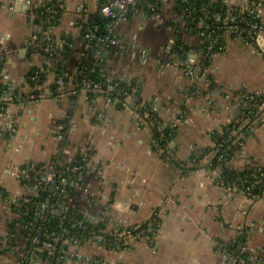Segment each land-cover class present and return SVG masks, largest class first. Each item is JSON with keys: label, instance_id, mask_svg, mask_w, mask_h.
<instances>
[{"label": "crops", "instance_id": "0c3cea01", "mask_svg": "<svg viewBox=\"0 0 264 264\" xmlns=\"http://www.w3.org/2000/svg\"><path fill=\"white\" fill-rule=\"evenodd\" d=\"M17 6L18 0H10ZM37 0H25L28 2ZM48 1V0H47ZM52 1V0H50ZM241 8L249 0H211ZM64 12L54 33L72 38L75 48L56 63L71 69L80 60L81 30L78 14L108 16L101 0H64ZM176 1L164 4L160 17L131 14L119 28L125 45L137 43L148 51L146 61L129 51H109L104 56L106 79L130 78L142 85L141 97L154 101L159 117L169 124L178 121L173 140V161L159 158L153 148L154 131L141 124L133 111L96 97L29 99L26 77L43 59L26 49L32 34L23 11L0 8V38L3 44L4 82L15 93H28L23 103L9 106L0 136V231L13 225L14 199L34 194L13 174L16 166H47L58 160L67 165L81 150H93L104 166L99 193L88 202L70 198L67 205L98 220L103 213L113 224L136 226L159 212V245L137 242L118 251L101 245L80 247L83 256H99L114 264H228L219 243L230 244L236 229L245 227L249 251L264 264V200L249 204L242 194L230 195L216 185V176L205 158L190 162L195 151L212 148L213 135L237 113L234 94L242 90L264 92V57L233 36H225V51L213 59L212 82L190 80L172 66V45L186 33L177 20ZM264 22V7L261 11ZM194 47V36H183ZM55 63V64H56ZM53 78L52 76L50 77ZM182 118H180V116ZM12 130V131H11ZM198 155V154H197ZM258 166L264 169V123L247 141L243 152L231 161L233 169ZM189 170V171H188ZM192 172V173H190ZM86 182L98 188L92 175ZM22 241V240H21ZM7 253L0 264H15Z\"/></svg>", "mask_w": 264, "mask_h": 264}, {"label": "built area", "instance_id": "2783aa9c", "mask_svg": "<svg viewBox=\"0 0 264 264\" xmlns=\"http://www.w3.org/2000/svg\"><path fill=\"white\" fill-rule=\"evenodd\" d=\"M56 1L61 4L58 9L47 7V0L31 1L23 5L22 11L34 28L26 40V49L43 59L42 65L31 70L26 77L30 89L27 98H51L58 101L65 97H84L89 101L96 97L105 98L109 105L132 110L141 124L150 126L154 131L155 154L164 161H173V138L178 121L172 124L164 122L159 117L157 103L149 106L150 103H145L141 95L131 90L130 78L108 80L95 75L102 68L103 55L107 51H129L134 59L146 61L149 54L145 48L137 43L123 44L119 35L120 25L131 14L158 20L164 4L177 0H106L102 5L103 11L111 19V23L102 37H97V27L89 25L90 15L86 14L85 9H80L78 16L81 21L75 24L81 30V53L80 60L73 69H64L60 63H56L64 54L65 48H75V44L70 41L72 38L58 39L55 36L54 31L64 12V0ZM180 1L182 5L176 10L177 20L186 24V32L194 31L197 47L208 44L207 52H201L197 49L188 51L179 42L173 43L174 59L171 65L181 68L190 80L195 83L211 82L209 76L213 70V59L218 53L225 51L223 38L227 35L238 38L245 46L264 57V22L261 13L264 0H249L248 5L241 8L226 6L225 12L211 15V24L205 21L211 14L208 7L199 10L193 0ZM0 8L13 11L16 6L10 0H0ZM191 22L196 25L193 27ZM217 31H222L223 36L216 35ZM208 36L210 40H207ZM3 44L4 40L0 38V84L4 82L1 65L4 61ZM85 60H89L92 65L84 66ZM5 89L0 91V136L5 134L2 120L7 117L9 106L16 102L23 103L28 94H17L9 88ZM233 97L237 113L220 130L221 139L214 140L211 152L204 154L200 151L190 162L197 161L201 156L208 158L210 168L216 172L217 187L233 196L242 194L249 204H253L264 200V171L254 169L252 175L236 182L230 181L231 176L226 171L234 170L231 161L238 153L243 152L249 138L264 123V92L242 90ZM232 123L235 126L230 128ZM216 164H224L226 170L215 169ZM103 170L104 166L90 149L81 150L67 165H59L58 161H54L47 166L14 167L13 174L24 185L33 187L34 194L13 200V224L21 223L14 224L15 229L11 227L9 231H0V258L6 253H12L16 258L15 264H114L99 256H83L77 250L86 245H101L110 250L122 251L137 242L157 247L160 239L158 211L148 221L136 226H124L111 223L107 213L94 220L82 211L77 212L68 207L70 198L80 197L82 201L93 202L92 200L102 197L99 187ZM87 175L94 177L99 184L98 188L94 189L86 182ZM40 198L41 201L37 202ZM35 206L39 209L32 213ZM26 218L27 226L24 220ZM52 218H56L58 224L54 233L45 227ZM43 236L47 239L43 240ZM246 236V228L238 227L232 243L218 244L224 257L228 259V264H259L258 258L249 251L247 243H239L247 241Z\"/></svg>", "mask_w": 264, "mask_h": 264}, {"label": "trees", "instance_id": "16d2710c", "mask_svg": "<svg viewBox=\"0 0 264 264\" xmlns=\"http://www.w3.org/2000/svg\"><path fill=\"white\" fill-rule=\"evenodd\" d=\"M195 3H196V6H197V8L199 9V10H201V8H204V7H208V10H209V12H211V14L208 16V17H206L205 19V21H206V23L207 24H211L212 22H213V19L211 18L212 16L211 15H213V14H215V13H220V12H225L226 10H227V7L224 5V4H222V3H215V2H213V1H211V0H193ZM105 2H106V0H101V7H102V5L103 4H105ZM46 4H47V7H55V8H59L60 7V5L61 4H59L56 0H52V1H50V0H48L47 2H46ZM176 5H177V9L179 10L180 8V6L182 5V3H181V1L180 0H177L176 1ZM181 12V11H180ZM204 17V16H203ZM90 23H89V25L91 26V27H97L98 28V31H97V37H102V36H104V33H106L107 32V28H108V26H109V24L111 23V19L110 18H104L100 13H98V14H95V15H91L90 16V21H89ZM191 23H193V27H194V24L196 25V23L195 22H191ZM86 27V26H85ZM216 35H219V36H223V32L222 31H217L216 33H215ZM185 36H188V37H192V36H194L195 34H194V31H192V32H186L185 34H184ZM183 35V36H184ZM183 36H180L179 38H178V42L181 44V45H183V47L184 48H186V49H188V51H190V50H195V49H197V50H200L201 52H207V49H206V46L208 45H202V46H198L197 47V41H196V43H194V45H196V46H194V47H191V46H193V45H191V46H189V45H187V44H185L186 42H184L185 40H183ZM195 37V36H194ZM66 38V37H65ZM207 40H210V38H209V36L207 37ZM71 41V43H73L74 44V42H73V40H70ZM223 44H224V38H223ZM65 50V52H64V54H63V56H67L71 51H72V49H70V48H65L64 49ZM107 52H109V51H107ZM107 52H105L104 53V55H103V58H104V56H105V54L107 53ZM218 53V52H217ZM3 64H4V61L2 62V69H3ZM61 66H62V68H64V69H68L69 67H67V66H65V65H63V64H60ZM83 65L84 66H86V67H90L91 65H92V63H90V61L89 60H85L84 61V63H83ZM61 68V69H62ZM96 77H98V78H102V77H105L104 76V74H103V65H102V68H100L99 70H98V73L95 75ZM209 80L212 82V84L214 85L215 83H214V79L212 78V76H209ZM6 87H8L7 85H5V84H3V83H1L0 84V91H4V90H6L5 88ZM131 90L132 91H136L137 92V94H139V95H141V91H142V85L140 84V82L139 81H137V80H132V82H131ZM152 103H154V101H152L150 104H149V106L152 104ZM235 126V123H232L231 125H230V128H233ZM177 129H175V132H174V138H175V136H176V133H177ZM173 138V139H174ZM213 139L214 140H219V139H221V135H220V133L219 132H216V133H214V135H213ZM211 150H212V148H208V149H204V150H202L203 152H204V154H207V153H209V152H211ZM198 152L199 151H195L194 152V156H196L197 154H198ZM231 155L233 156L234 155V152L233 153H231ZM231 156V157H232ZM202 157V156H201ZM56 162L58 161V160H55ZM58 164L60 165L61 163L58 161ZM62 165V164H61ZM219 168H223L224 170H226V167L224 166V164H216L215 165V169H219ZM254 169H261V170H263L264 171V169H262V168H260V167H258V166H250V167H247V168H242V169H234V170H232V171H226V172H228L229 174H230V181L231 182H236L238 179H241V178H243V177H245V176H247V175H252L253 174V171H254ZM37 202H40L41 201V198L40 199H37L36 200ZM39 209V207L38 206H35L34 207V209L32 210V213H35L36 212V210H38ZM71 215H74L73 213H70ZM24 220H26L25 221V226H27V218L26 219H24ZM56 218H52L51 219V222L47 225L46 224V228H50L51 229V232L52 233H54V230H55V228H57V226H58V224L56 223ZM21 223V222H20ZM19 222H17V223H14V224H20ZM11 225V227H12V229H15L16 227H15V225ZM42 225H43V223H42ZM23 234H24V232L23 231H21ZM247 237V236H246ZM44 239H47L46 238V236H43V240ZM239 243H241V244H245V243H247V241L246 240H243L242 242L241 241H239ZM7 254V253H6ZM248 257V256H247Z\"/></svg>", "mask_w": 264, "mask_h": 264}, {"label": "water", "instance_id": "95a60500", "mask_svg": "<svg viewBox=\"0 0 264 264\" xmlns=\"http://www.w3.org/2000/svg\"><path fill=\"white\" fill-rule=\"evenodd\" d=\"M25 0H18L16 10L17 11H22L23 10V5H24ZM117 11V9H115Z\"/></svg>", "mask_w": 264, "mask_h": 264}, {"label": "rangeland", "instance_id": "374dc122", "mask_svg": "<svg viewBox=\"0 0 264 264\" xmlns=\"http://www.w3.org/2000/svg\"><path fill=\"white\" fill-rule=\"evenodd\" d=\"M30 27L32 28V30H34V28H33V26L30 24ZM60 101V100H59ZM206 159V163H207V165H208V168L211 170V171H213V169H211L210 168V166H209V160H208V158H205ZM190 173H192V172H190ZM213 173H214V175L216 176V172L215 171H213ZM219 188V187H218ZM220 189V188H219ZM131 246V245H130Z\"/></svg>", "mask_w": 264, "mask_h": 264}]
</instances>
